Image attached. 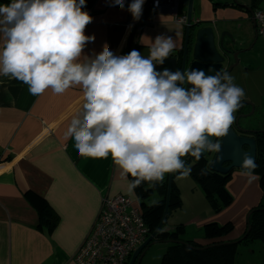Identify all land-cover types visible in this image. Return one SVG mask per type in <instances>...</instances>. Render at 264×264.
I'll use <instances>...</instances> for the list:
<instances>
[{
    "label": "clouds",
    "instance_id": "obj_1",
    "mask_svg": "<svg viewBox=\"0 0 264 264\" xmlns=\"http://www.w3.org/2000/svg\"><path fill=\"white\" fill-rule=\"evenodd\" d=\"M111 3L124 8V0ZM143 4H128L133 20L140 18ZM84 7L85 0L0 4V76L26 84L34 96L78 87L82 104L65 138L74 140L79 156H111L121 177H132L129 194L144 182L155 186L165 174L188 177L191 167L182 158L199 160L220 150L217 141L233 124L244 90L227 71L157 70L175 47L163 34L154 38L147 57L135 49L117 55L107 44L85 55L95 36L85 34L92 17ZM256 167L245 154L240 175L251 178Z\"/></svg>",
    "mask_w": 264,
    "mask_h": 264
},
{
    "label": "crops",
    "instance_id": "obj_2",
    "mask_svg": "<svg viewBox=\"0 0 264 264\" xmlns=\"http://www.w3.org/2000/svg\"><path fill=\"white\" fill-rule=\"evenodd\" d=\"M193 2L191 23L214 24L221 32L223 27L218 21L226 18L206 16L201 13L203 8ZM129 3L131 0H124V8H120L111 0H93L83 9L92 17L85 34L95 36L94 42L86 45L85 55L99 53L107 44L117 55L135 49L147 57L154 38L160 34L171 36L175 45L171 53L181 52L185 23L175 21L164 8L149 6L146 11L152 23L132 29L123 45L130 17ZM212 4L218 9L246 5L255 10L264 7V0L255 9L247 2L218 0ZM187 7L188 0L182 4L178 0L179 14L186 15ZM245 18L254 29L248 10ZM229 41L226 35L224 45ZM2 43L0 39V45ZM81 104L82 92L78 87L61 95L48 89L42 95L34 96L26 84L0 76V156L13 162L9 170L0 172V264H77L74 255L95 221L103 196L127 195L139 209L142 207L140 202H147L154 189L159 191L157 200L166 197L167 179L151 185L148 191H144V185L150 184L144 182L135 188L134 194H129L127 185L132 177H121V169L114 165L111 156L93 158L77 154L74 140L66 139L64 133ZM241 179V176L237 177L238 181ZM218 223L213 215H209L198 224L205 231L201 238L183 240L200 245L214 241L232 242L245 232L247 219L242 220L232 235H226L228 231L226 236H207L208 225ZM232 224L236 225V219L229 218L223 225L231 228Z\"/></svg>",
    "mask_w": 264,
    "mask_h": 264
},
{
    "label": "rangeland",
    "instance_id": "obj_3",
    "mask_svg": "<svg viewBox=\"0 0 264 264\" xmlns=\"http://www.w3.org/2000/svg\"><path fill=\"white\" fill-rule=\"evenodd\" d=\"M184 1L180 0V4ZM194 1L197 6L203 8L202 14L213 16L216 19L226 18L224 21H218L219 26L223 27L222 31L229 34L230 39L226 45L228 53L225 54V66L232 65L228 73L234 77L233 82L244 90L241 100L251 103L250 116L242 118L241 122L249 123L253 129H264V35L255 33L249 19L245 18L247 10L243 7L229 6L230 9L223 6L218 9L217 5L212 4L213 1L218 0ZM228 1L244 4L247 2L253 8H257L262 0ZM213 8L216 9L213 10ZM234 52L236 53L235 57L233 56ZM188 166L192 168L194 163L190 162ZM241 171V168H232L229 172L230 176L227 178L225 187L231 196L230 201L227 204H221L218 209L213 208V205L205 198L203 188L195 178L191 175L181 178L178 173H175L170 183L168 211L162 227L168 229L181 223L182 232L178 234L181 240L201 238L205 231L198 227V224H202L205 217L213 215L219 222L218 225H223L229 218L236 219V225L232 224L230 232L226 234L231 233L232 235L237 231L238 225L241 226L242 220L245 221L246 211L264 203V192L258 179V177L260 178L258 172L254 169L252 177L246 178L240 175ZM238 176L242 177V181L237 180ZM243 181H245L244 187L242 186ZM158 192L154 189L153 195H149L147 202L157 200L160 197ZM213 220L215 221V219ZM238 238L239 236L236 237V239ZM169 245L170 242L165 238H155L146 248L138 264H160L162 255ZM237 247L239 251L234 264H257L260 252L262 253L260 241L241 242Z\"/></svg>",
    "mask_w": 264,
    "mask_h": 264
},
{
    "label": "trees",
    "instance_id": "obj_4",
    "mask_svg": "<svg viewBox=\"0 0 264 264\" xmlns=\"http://www.w3.org/2000/svg\"><path fill=\"white\" fill-rule=\"evenodd\" d=\"M92 1L85 0L84 8L89 6ZM9 2L10 0H0V4ZM256 141L257 154L255 163L257 167L255 170L260 175L261 186L264 187V129L257 131ZM182 159H184L186 165L190 162L194 163L190 175L200 183L205 198L213 205V208L218 209L221 204H227L230 201L231 196L225 187L227 178L230 176L229 172L221 174L210 170L208 168L209 160L203 155L199 160H196L191 155H187ZM167 176L165 175L163 180L167 179ZM149 189H151V185H144V191H148ZM164 201L165 197L154 202H140L142 207L139 206L141 208L139 210H141L145 223L149 228V234L155 229L162 216ZM252 209H255V211L250 214L247 220L245 232L232 242L214 241L206 245H200L192 241L181 240L178 237V234L182 232L181 223L176 224L173 228L165 229L161 227L152 241L158 237L165 238L170 242V245L163 253L160 264H234L239 251L237 245L241 242L247 243L253 241H260L262 243V253L260 252L257 264H264V203ZM247 226H249V229H247ZM229 230L230 228L227 225L215 226V224H209L207 236L223 235L224 232H228Z\"/></svg>",
    "mask_w": 264,
    "mask_h": 264
},
{
    "label": "built area",
    "instance_id": "obj_5",
    "mask_svg": "<svg viewBox=\"0 0 264 264\" xmlns=\"http://www.w3.org/2000/svg\"><path fill=\"white\" fill-rule=\"evenodd\" d=\"M166 9L177 22L186 23L187 16L178 13V0H144L138 20L130 17L123 45L131 30L152 23L147 7ZM255 30L264 35V7L253 10ZM12 160L0 156V172L12 166ZM149 234V228L131 197L124 194L105 195L90 230L74 255L77 264H127L135 250Z\"/></svg>",
    "mask_w": 264,
    "mask_h": 264
},
{
    "label": "water",
    "instance_id": "obj_6",
    "mask_svg": "<svg viewBox=\"0 0 264 264\" xmlns=\"http://www.w3.org/2000/svg\"><path fill=\"white\" fill-rule=\"evenodd\" d=\"M193 0H188L187 7V21L185 23L184 40L180 53H171L168 59L164 61V65H157V70L161 68H169L170 70H190L193 68L204 69L207 73L209 68L216 69L217 71H229L232 65L225 67V54L228 53L227 47L224 45V37L229 36L225 31L218 32L214 24L212 25H195L191 23V11ZM242 5V4H241ZM247 8L251 14V22L255 29V19L253 18V9L249 6L242 5ZM255 33L256 30H255ZM236 56V53H233ZM262 131V130H261ZM215 141V138H213ZM221 145L218 152L212 153V158L208 163V168L212 171L226 174L232 168H241L242 157L247 154L256 158V143L253 138L238 135L232 128L228 133L219 138L218 141ZM209 152L203 154L207 156ZM225 163H228L225 165ZM264 166V163H263ZM172 174L167 177V193L164 201L163 214L155 227V229L147 236V238L138 245L132 252L127 264H138L141 256L144 254L146 248L152 243V239L156 237L161 227L163 226L169 205L170 183ZM264 192V187H263ZM255 209H251L246 216L248 220L251 213ZM249 229V226H247Z\"/></svg>",
    "mask_w": 264,
    "mask_h": 264
},
{
    "label": "flooded vegetation",
    "instance_id": "obj_7",
    "mask_svg": "<svg viewBox=\"0 0 264 264\" xmlns=\"http://www.w3.org/2000/svg\"><path fill=\"white\" fill-rule=\"evenodd\" d=\"M202 26H204V25H202ZM250 107H251V103L249 101L241 100V105L237 109V111L234 113L235 120H234V122L230 128H232L234 130V132L238 135L253 138L255 140V143H256V154H257L256 133H257V131H260V129H253L249 123L244 122V121L241 122L242 118L244 119V118H248L250 116V113H251ZM215 141H216V138H215ZM218 141H219V139H218ZM212 153L213 152H209L206 156V159L208 158L209 161L212 158ZM255 160H256V158H255ZM227 164L228 163H225V165H227Z\"/></svg>",
    "mask_w": 264,
    "mask_h": 264
}]
</instances>
